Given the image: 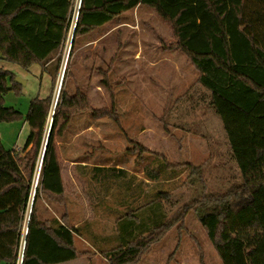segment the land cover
<instances>
[{
	"label": "trees",
	"instance_id": "trees-1",
	"mask_svg": "<svg viewBox=\"0 0 264 264\" xmlns=\"http://www.w3.org/2000/svg\"><path fill=\"white\" fill-rule=\"evenodd\" d=\"M143 7L152 10L170 30L171 39H161L164 51L184 55L198 71V83L210 93L211 106L222 121L241 182L223 194L207 192L204 185V193L185 205L175 220L165 219L161 208L152 205L153 200L141 208L128 207L117 219L111 243L95 234L89 223L73 227L65 216L41 220L37 205L42 197L59 204L64 199L57 137L75 116L84 113L118 122L110 79L117 54L112 55L105 70L97 69L102 75L100 85L109 96V107L92 106L69 66L64 79L73 81V87L60 92L51 125V96L36 98L26 113L30 132L21 151H7L0 140V264H18L23 221L42 150L41 174L21 264H62L84 256L86 253L76 249L77 236L109 244L106 248L91 241L109 264H137L170 229H176L179 239L187 233L185 222L191 214L223 264H264V0H81L78 9L75 0H0V61L24 70L42 65L55 78L74 26L72 51L95 31L120 23L125 14ZM15 79L13 72L0 68V124L23 116L19 110L5 106L10 92L22 95V86ZM136 147L141 155L147 152L143 146ZM155 161L159 169L175 171L163 156ZM180 168L201 175V168L190 163ZM150 175L152 180L158 179L153 171ZM126 178L127 171L122 169H92V179L101 185Z\"/></svg>",
	"mask_w": 264,
	"mask_h": 264
},
{
	"label": "rangeland",
	"instance_id": "rangeland-1",
	"mask_svg": "<svg viewBox=\"0 0 264 264\" xmlns=\"http://www.w3.org/2000/svg\"><path fill=\"white\" fill-rule=\"evenodd\" d=\"M79 1L75 0L77 9ZM72 39L73 28L55 78L42 65L24 70L0 62V68L25 81L21 96L10 92L5 97V106L19 110L22 118L0 124L4 148L18 151L30 132L24 121L30 102L50 95L55 107L60 92L73 87V81L64 79L69 66L92 106L109 107V96L100 85L102 75L97 69L105 70L112 55L117 54L110 79L118 122L84 113L75 116L67 130L57 137L64 199L59 204L42 197L37 205L41 220L65 216L73 227L89 223L95 234L111 243L117 219L128 207L141 208L153 200L152 205L161 208L165 219L175 220L185 205L204 193V185L207 192L223 194L241 182L222 121L211 106L209 91L198 83L199 73L184 55L164 51L161 39L170 40L171 33L152 10L143 7L125 14L122 22L95 31L73 51ZM136 144L147 152L141 155ZM44 146L45 143L43 149ZM42 152L35 165L20 241L26 235ZM157 156H163L175 171L159 169ZM186 163L200 167L201 175L179 169V165ZM94 167L122 169L127 171V178L101 185L92 179ZM150 171L158 174L157 180L150 178ZM148 214L147 207L144 215ZM185 227L187 233L180 239L176 229H170L137 264H223L194 215L187 217ZM89 239L96 246H110ZM75 246L79 253L86 254L62 264H109L102 252H95L76 237Z\"/></svg>",
	"mask_w": 264,
	"mask_h": 264
},
{
	"label": "built area",
	"instance_id": "built-area-1",
	"mask_svg": "<svg viewBox=\"0 0 264 264\" xmlns=\"http://www.w3.org/2000/svg\"><path fill=\"white\" fill-rule=\"evenodd\" d=\"M80 2H81V0L79 1V6H80ZM78 6V7H79ZM77 17H75V21L74 22H76L77 20ZM75 27V26H74ZM74 27H73V29H74ZM73 40V39H72ZM56 104H57V102H56ZM56 104H55V107H56ZM55 107H53V104H52V109H51V113H52V116H53V113H54V110H55ZM51 113H50V115H51ZM52 118V117H51ZM51 118H49V120H50V124L49 125H51V123H52V119ZM49 133V132H48ZM41 167H42V158H41V164H40V169H39V174H38V179H37V184H36V187H37V185H38V183H39V179H40V174H41ZM36 187H35V189H36ZM35 189H34V191H35ZM26 233H27V230H26ZM25 238V237H24ZM24 238H22L21 239V241H20V254H19V260H18V264H21V262H22V256H23V251H24V247H25V240H24Z\"/></svg>",
	"mask_w": 264,
	"mask_h": 264
},
{
	"label": "crops",
	"instance_id": "crops-1",
	"mask_svg": "<svg viewBox=\"0 0 264 264\" xmlns=\"http://www.w3.org/2000/svg\"><path fill=\"white\" fill-rule=\"evenodd\" d=\"M0 62H3V61H0ZM46 98V97H45ZM24 121L26 123V116L24 117ZM22 149V148H21ZM7 151H12V150H7ZM83 167H86V164L82 163L81 164ZM96 168V167H94ZM80 169V168H79ZM93 169V168H92ZM64 184V183H63ZM76 238L80 239L86 246L92 248L95 252H97L95 250V248L92 246V244L89 243V241L87 239H85L84 237H80V236H77ZM91 264V262H89Z\"/></svg>",
	"mask_w": 264,
	"mask_h": 264
},
{
	"label": "water",
	"instance_id": "water-1",
	"mask_svg": "<svg viewBox=\"0 0 264 264\" xmlns=\"http://www.w3.org/2000/svg\"><path fill=\"white\" fill-rule=\"evenodd\" d=\"M15 82H16L17 84H20L21 86L25 85V81H23L21 78H16V79H15ZM47 137H48V135H47Z\"/></svg>",
	"mask_w": 264,
	"mask_h": 264
}]
</instances>
